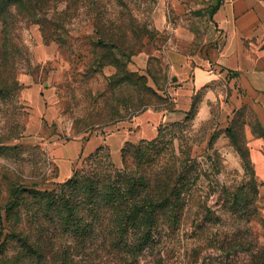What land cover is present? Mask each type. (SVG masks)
Segmentation results:
<instances>
[{"label":"trees","instance_id":"trees-1","mask_svg":"<svg viewBox=\"0 0 264 264\" xmlns=\"http://www.w3.org/2000/svg\"><path fill=\"white\" fill-rule=\"evenodd\" d=\"M108 2L0 0V159L23 151L20 144H9L23 136L24 129L17 71L32 64L19 25L39 24L44 31L85 17L96 28V46L117 50L130 60L143 30L126 3L118 0L123 9L111 11ZM112 63L118 71L109 83V114L118 112L113 101H118L119 84L133 91L123 99L126 115L120 120L141 112L152 98L166 101L148 84L147 75L128 70L118 58ZM143 91L152 97L146 99ZM192 106L183 120L161 123L156 137L127 141L121 164L103 143L67 180L49 188L0 162V264H170L190 228L196 240L186 253V264L197 263L203 250L210 252L206 264H264V241L253 227L258 221L264 230L255 176L238 185L220 179L216 134L197 156L184 136H178L177 143L175 128L189 124ZM175 108L170 103L164 109ZM228 132L235 135L231 127ZM213 195H218L219 209L209 204Z\"/></svg>","mask_w":264,"mask_h":264},{"label":"rangeland","instance_id":"rangeland-1","mask_svg":"<svg viewBox=\"0 0 264 264\" xmlns=\"http://www.w3.org/2000/svg\"><path fill=\"white\" fill-rule=\"evenodd\" d=\"M121 1L132 10L144 33L130 60L128 55L124 56L117 50L96 46V28L85 17L73 19L60 29L47 26L44 31L39 24L19 25L18 31L30 49L32 64L30 67L20 65L17 71L21 85L18 98L24 106V129L23 136L9 144H20L23 151L21 155L3 157L0 162L20 168L22 171L17 169L19 173L29 180L42 181L40 187L44 189L52 187L59 179L57 153L71 156L77 145H82L77 141L74 147L69 144L72 141L81 139L87 143L96 136H108L109 141L117 142H125L129 137L135 139L134 142L140 141L138 137L142 135L143 125L136 120L140 113L145 110L169 112L164 108L170 103L177 107L174 91L182 85L183 74L173 71L172 54L176 52L183 55L193 68L199 66L213 74L207 83L187 89L191 95L189 110L191 112L192 105H195V110L188 125L175 128L177 143L180 141L178 136H184L189 144H194L193 154L197 156L205 153L216 134L214 147L223 167L220 179L227 185H238L255 176L259 186V210L264 215V180L258 176L254 161L250 160L252 149L264 154V91L249 95L234 81L230 72L214 74V63H208L209 67L203 65L209 56L210 46L218 43L209 40V31L214 27L212 8L217 0ZM108 3L111 11L123 9L118 0H109ZM127 53L130 54L129 51ZM114 58L126 63L128 70L147 75L148 84L166 101L152 98V102L141 107L144 108L141 112L120 120L126 115L123 99L133 91L127 85L119 84L116 89L118 101H113L118 112L109 114L112 100L109 83L118 71L112 63ZM146 93L143 91L142 94L146 99L152 97ZM230 127L235 131L233 137L228 132ZM109 146L112 153V146ZM97 147L87 153H78L71 163V171L74 167H81L85 156ZM114 161L121 164V155ZM62 171H68L67 164L61 167V174H65ZM217 199L218 195L209 199V204L215 209L220 208ZM190 224L191 221L188 226ZM253 227L263 242L262 225L254 221ZM192 229L182 236V247L176 249L170 264L187 263L186 253L192 252V242L196 240ZM208 253L203 250L195 264H206ZM212 254L217 255L215 252Z\"/></svg>","mask_w":264,"mask_h":264},{"label":"crops","instance_id":"crops-1","mask_svg":"<svg viewBox=\"0 0 264 264\" xmlns=\"http://www.w3.org/2000/svg\"><path fill=\"white\" fill-rule=\"evenodd\" d=\"M218 1V0H217ZM217 3V2H216ZM214 27L209 31V40L218 41V45L210 46L209 56L203 63H214L220 75L231 73L234 81L249 95L264 91V0H222L219 8L213 13ZM208 61V62H207ZM173 71L182 75V85L174 91L177 100V107L173 111L159 112L145 110L136 118L142 126V138H154L158 135V126L162 122L182 120L187 115L191 106V95L188 88L195 85L207 83L212 75L199 66L193 68L189 62L179 53L172 54ZM177 77V76H176ZM188 92V93H186ZM126 138V137H125ZM76 152L68 156L64 153H57L60 164V176L58 181L67 180L71 175V163L78 153L90 152L103 142H109L112 146L114 159L120 158L121 149L125 142L135 141L133 138H126L125 142L109 141V137L96 136L87 143L81 139L72 141ZM75 142V143H73ZM87 145V146H86ZM87 147V148H86ZM65 148V147H64ZM75 149V148H74ZM114 150L116 152L114 153ZM60 152V151H59ZM62 152V151H61ZM251 157L256 166L258 176L264 180V154L256 149L251 150ZM68 165V171L61 174V167Z\"/></svg>","mask_w":264,"mask_h":264},{"label":"water","instance_id":"water-1","mask_svg":"<svg viewBox=\"0 0 264 264\" xmlns=\"http://www.w3.org/2000/svg\"><path fill=\"white\" fill-rule=\"evenodd\" d=\"M174 80H177V77L176 76H174Z\"/></svg>","mask_w":264,"mask_h":264}]
</instances>
